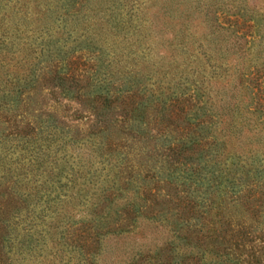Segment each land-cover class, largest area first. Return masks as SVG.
<instances>
[{
	"label": "trees",
	"instance_id": "1",
	"mask_svg": "<svg viewBox=\"0 0 264 264\" xmlns=\"http://www.w3.org/2000/svg\"><path fill=\"white\" fill-rule=\"evenodd\" d=\"M0 8V264H264V165L245 166L264 135V58L249 56L264 0ZM164 220L186 227L178 260L147 240Z\"/></svg>",
	"mask_w": 264,
	"mask_h": 264
},
{
	"label": "rangeland",
	"instance_id": "2",
	"mask_svg": "<svg viewBox=\"0 0 264 264\" xmlns=\"http://www.w3.org/2000/svg\"><path fill=\"white\" fill-rule=\"evenodd\" d=\"M0 11H1V8H0ZM13 11V10H12ZM15 14V13H14ZM1 15V14H0ZM17 17V16H16ZM7 19V18H6ZM15 21H16V19H14ZM17 22V21H16ZM6 23L7 24H11V23H14V21H12V19H10L9 18V21L8 20H6ZM58 22H55V23H52V27L55 29V26H56V24H57ZM18 26H19V28L21 27V24H18ZM22 28H29V26L28 25H22ZM197 28V30H195V33H197V35H202L203 33H205V30L206 29H204L203 30V28H201V26H198V27H196ZM27 33H31L29 30L27 31ZM263 35H264V33H263ZM73 37H75V35H72V38ZM258 38V37H257ZM262 42L260 43V45L259 46H256L255 48H254V51H252L251 53H249V56L250 57H252V59H254L255 57H256V55H257V57H259V58H264V36L262 37ZM36 41H38V40H36ZM257 53V54H256ZM196 55H198L197 53H195ZM166 55V54H165ZM164 56V54H162V53H160L159 55H155V56H153L152 58H151V61H150V63H155V61L156 62H161V63H166V59H162V57ZM199 58H200V61H201V65H203L204 64V58H202V56H200L199 55ZM242 64V63H241ZM247 64V63H246ZM204 66H205V68H206V70H208V68H207V66L204 64ZM176 77V80H177V76H175ZM172 81H174V80H172ZM234 81H236V79H234ZM172 85H173V87L175 88V90H180V88L181 87H175L174 86V83L172 82L171 83ZM230 84H233V82H231V83H229V85ZM171 85V86H172ZM231 86V85H230ZM63 102H68L67 100H62ZM71 104L73 105L74 103H72L71 102ZM75 105V104H74ZM149 117H151V114H149ZM149 120H150V118H149ZM70 122H76L75 120H69ZM248 136H250V134L249 133H245V134H243V137L241 138V140L240 141H233V143L236 145L235 146V149H233L232 151H236L237 153H238V151L240 150V149H244L245 151H246V149H248V148H245V147H243V146H245V144H248V140H247V138H248ZM234 140V139H233ZM260 143L258 144V145H256V146H253L254 148H255V150H256V153H255V155H254V157H253V159L251 160V158L250 159H248V163H246V167L248 166V164L252 161V165L253 166H260V165H264V135H262V140H260L259 141ZM227 147H229L228 145H227ZM239 147H241V148H239ZM89 150V149H88ZM96 150H97V148H96ZM89 152V151H88ZM91 152V151H90ZM93 154H96V153H94V152H92ZM243 154L245 155L246 153L245 152H243ZM16 156V154H14V155H12V157H15ZM144 157V159H146V157L145 156H143ZM138 158H139V156H138ZM98 160V159H97ZM230 157L226 160V162H227V164H229V162H230ZM232 161V160H231ZM71 164H73L72 162H70ZM221 166H223L222 164H221ZM94 167H96L97 169H98V172L100 173V174H102V178H105L106 176H105V173H107L108 171L111 173L109 176H107L106 178L107 179H109V180H111L112 179V177H114V172H116L117 170H118V168H113V169H111V171H110V169H109V164H107V162H105V163H98L97 161H94ZM101 168H104V169H102L101 170ZM122 168H124V166H122ZM143 170L144 169H142L141 171H140V175L142 176V173H143ZM127 171V170H126ZM61 181L63 182V183H67V181H66V179H64V178H61ZM119 182H120V180H116V186L119 184ZM152 185V182H150V186ZM163 191H164V189H163ZM161 192H162V190H161ZM67 194H70L71 193V191L70 190H68L67 192H66ZM202 196V195H201ZM62 199H65L66 198V196H64L63 195V193L61 194V196H60ZM222 198H219V203H227L229 206L227 207V208H229V209H226L225 207H223V209L226 211V213L227 212H229V210H232L234 207H232L231 206V203H229V200H228V198H227V195H224V196H221ZM44 204L42 203L41 204V206H43ZM165 209H164V211H166V206H163ZM80 208V210H82V207L80 206L79 207ZM84 208H86V206H83V210H86V209H84ZM116 208V207H115ZM171 209V208H170ZM143 211H144V209H142ZM239 211H242L241 209H238ZM88 211V210H87ZM86 211V212H87ZM214 211V210H213ZM213 211L211 212V213H213ZM172 211H170V212H168L167 214L168 215H171L172 213H171ZM263 213H264V211H263ZM207 215V214H206ZM241 215V214H240ZM145 219V218H144ZM146 220V219H145ZM46 221H49V219L47 218L46 219ZM150 221V220H149ZM151 222V221H150ZM181 223V222H180ZM151 224V223H150ZM166 224V221L164 220V221H162V222H159V221H157V222H154V223H152V225H151V227H145L146 229H147V231H146V233H147V235H148V238H147V240L148 241H153V240H155V242H158L160 245H162V244H164V243H166L167 241H172V246L174 247V249H173V252H172V255H173V259H175V260H178L179 258H180V256H182V255H184V253H186L185 251H184V249H185V247H183V245H181L182 243H183V241L186 239V238H184V230H185V228L186 227H183L184 229H179L178 231H175L174 233H176L175 234V236L174 237H172V235H173V232L171 231V229H172V226L171 225H165ZM183 236V237H182ZM126 242L128 243V247L130 248L131 247V245H133V243H138V241L137 240H134L133 241V239L132 238H126ZM162 251V250H161ZM165 252H166V250H165ZM164 251H162L161 253H165ZM164 257V255H160V257L159 258H163ZM116 258H115V256L114 255H107L106 257H105V260L103 261V264H114V263H116ZM152 262H154V259H152ZM117 264V263H116ZM142 264H145V263H142ZM244 264V263H243Z\"/></svg>",
	"mask_w": 264,
	"mask_h": 264
}]
</instances>
